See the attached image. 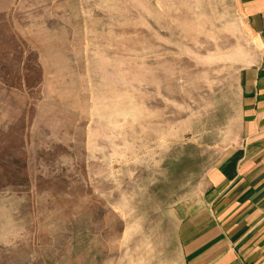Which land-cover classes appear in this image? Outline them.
Wrapping results in <instances>:
<instances>
[{"label":"rangeland","instance_id":"374dc122","mask_svg":"<svg viewBox=\"0 0 264 264\" xmlns=\"http://www.w3.org/2000/svg\"><path fill=\"white\" fill-rule=\"evenodd\" d=\"M258 53L237 0H0V264H184Z\"/></svg>","mask_w":264,"mask_h":264},{"label":"crops","instance_id":"0c3cea01","mask_svg":"<svg viewBox=\"0 0 264 264\" xmlns=\"http://www.w3.org/2000/svg\"><path fill=\"white\" fill-rule=\"evenodd\" d=\"M258 43L241 73V134L181 205L184 264H264V0H237Z\"/></svg>","mask_w":264,"mask_h":264}]
</instances>
